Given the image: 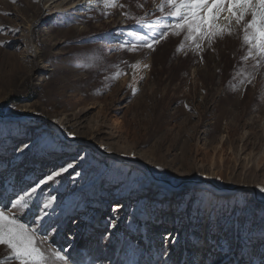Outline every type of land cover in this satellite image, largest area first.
<instances>
[{"label": "rangeland", "instance_id": "rangeland-1", "mask_svg": "<svg viewBox=\"0 0 264 264\" xmlns=\"http://www.w3.org/2000/svg\"><path fill=\"white\" fill-rule=\"evenodd\" d=\"M159 3L0 0V207L68 168L17 214L67 264H264V65L177 51Z\"/></svg>", "mask_w": 264, "mask_h": 264}, {"label": "snow or ice", "instance_id": "snow-or-ice-1", "mask_svg": "<svg viewBox=\"0 0 264 264\" xmlns=\"http://www.w3.org/2000/svg\"><path fill=\"white\" fill-rule=\"evenodd\" d=\"M103 3L106 8L117 6L116 0H103ZM157 11L172 18L170 24L163 26L167 30L161 33V39L169 34H183L177 51L187 45L192 51L201 52L205 41L210 46L217 38L225 35L237 36L241 46L247 48V54L242 59L255 61V68L264 65V0H160ZM124 15L127 16V13ZM133 19L137 24L145 23L143 18ZM142 40L140 46L149 49H153L159 42L156 39L148 42L146 37ZM136 47L133 45L130 50H136ZM119 75L117 72L113 78ZM27 147L24 145V148ZM67 170L61 168L59 172H53L30 190L17 195L10 201V207H0V246L6 250L4 255L16 264H67L66 256L60 251L42 248L43 241L38 239L39 229L22 223L17 215L29 208V201L41 185ZM259 191L264 192V187ZM52 202L49 199L43 207L49 208ZM0 264L4 262L0 261Z\"/></svg>", "mask_w": 264, "mask_h": 264}, {"label": "bare ground", "instance_id": "bare-ground-1", "mask_svg": "<svg viewBox=\"0 0 264 264\" xmlns=\"http://www.w3.org/2000/svg\"><path fill=\"white\" fill-rule=\"evenodd\" d=\"M93 1V0H92ZM97 1V0H96ZM0 121H5V120H1L0 119ZM57 124H59V123H57ZM53 127V126H52ZM53 131H55V132H57V130L54 128V130ZM59 133V132H58ZM99 149V148H98ZM63 150V149H62ZM107 153V158L109 159V160H112V159H115L116 160V162L118 163V164H124V162H123V160H121V159H116L115 158V156L112 154V153H110V152H106ZM126 164V163H125ZM130 165V164H129ZM145 167H146V170L145 171H147L146 172V175H148V173H151L152 174V170H151V166L150 165H148V164H145ZM149 176V175H148ZM156 183V182H155ZM154 187H156V191L157 192H159L158 191V189L161 187V188H163V192H162V194H168V196L170 197V198H173L174 197V195H175V193H176V190L174 189V188H172V187H169V186H167V185H165V184H163L162 185V183H157V184H155V186ZM200 188V187H199ZM213 189V188H212ZM207 190V189H206ZM229 190V189H228ZM233 191V190H232ZM232 191H227L226 189H219V190H216V189H213L212 190V194L213 195H216L217 197L218 196H221V197H225V198H229V196L230 195H232L233 193H232ZM250 194H251V204H254L253 205V208H255L258 204H259V199L257 198V193H254V192H250ZM220 197V198H221ZM256 202V203H255ZM207 206H209V205H207ZM200 244H202V246L204 245V241H201L200 242ZM170 249H173L172 247H170ZM175 249V248H174ZM172 251V250H171ZM202 255H201V252H199V254H197V256H196V259H199L200 257H201Z\"/></svg>", "mask_w": 264, "mask_h": 264}]
</instances>
